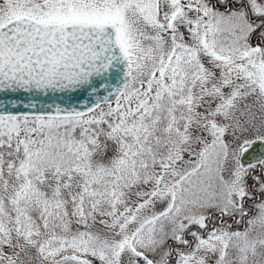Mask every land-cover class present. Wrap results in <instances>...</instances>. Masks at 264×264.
Instances as JSON below:
<instances>
[{
	"label": "snow or ice",
	"instance_id": "snow-or-ice-1",
	"mask_svg": "<svg viewBox=\"0 0 264 264\" xmlns=\"http://www.w3.org/2000/svg\"><path fill=\"white\" fill-rule=\"evenodd\" d=\"M0 264H264V0H0Z\"/></svg>",
	"mask_w": 264,
	"mask_h": 264
}]
</instances>
